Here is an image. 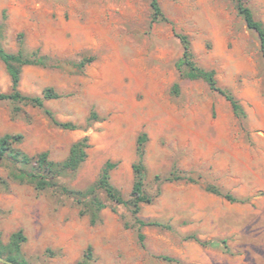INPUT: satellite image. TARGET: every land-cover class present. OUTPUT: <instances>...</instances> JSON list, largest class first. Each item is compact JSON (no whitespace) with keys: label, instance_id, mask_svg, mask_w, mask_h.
<instances>
[{"label":"rangeland","instance_id":"obj_1","mask_svg":"<svg viewBox=\"0 0 264 264\" xmlns=\"http://www.w3.org/2000/svg\"><path fill=\"white\" fill-rule=\"evenodd\" d=\"M168 23L151 25L150 0H0L6 17L3 48L9 53L38 50L63 68L25 67L20 91L40 96L52 88L57 99L44 109L0 101V137L21 134L16 148L29 156L47 152L64 160L71 145L87 136V159L75 176L57 184L78 191L93 185L107 162L116 163L111 183L128 200L137 161L136 142L147 135L145 192L152 203L139 217L166 226L146 227L144 242L129 209L101 200L96 224L81 206L58 190L38 192L0 168V240L21 230L27 264H76L91 246L93 264H264V59L259 39L247 29L232 0H158ZM264 27V0H244ZM189 38L194 62L215 72L245 112L200 80L182 79L177 62ZM90 59L78 71L71 63ZM178 85L175 94L173 86ZM0 62V92L10 91ZM192 178L164 182L172 171ZM214 186L237 201L205 190ZM201 242L225 241L227 249Z\"/></svg>","mask_w":264,"mask_h":264},{"label":"trees","instance_id":"obj_2","mask_svg":"<svg viewBox=\"0 0 264 264\" xmlns=\"http://www.w3.org/2000/svg\"><path fill=\"white\" fill-rule=\"evenodd\" d=\"M234 8L240 18L243 20L247 29L254 31L259 39V46L262 57L264 59V27L255 20L250 8L245 4L244 0H232ZM150 8L152 11L151 25L159 23H168V19L163 14L158 0H150ZM6 17L3 15L0 21V62L5 66L7 74L10 78V91L8 93L0 92V101H8L15 105V112L20 111L19 105H29L34 108L44 109L45 114L51 119L53 124L64 130H78L79 126L72 123H61L54 118L53 113L44 107L47 100L57 99L58 95L52 88L45 89L40 96L24 95L20 91V82L22 70L25 67H41V68H63L66 62L55 60L43 55L38 50H27L25 48L23 37L20 36L18 41L19 49L16 53L7 52L2 45L6 31ZM182 45V56L178 60L176 66L180 72L182 79L203 81L208 88L222 96L230 103L234 114L237 117H244L245 112L233 95L218 86L215 72L200 68L194 62L189 38L185 35H177ZM90 59H83L77 63H71V67L82 71L89 63ZM175 94L178 93V85L173 86ZM21 134H5L0 137V168L4 162H8L13 170L10 174L11 179L26 182L34 187L38 192L47 189L58 190L61 194L72 198L79 206H81V215H89L91 224H96L100 219V213L106 208V204L101 200L100 195L116 204L122 205L129 209L133 223L138 230V241L144 242L142 230L146 227H162L166 226L152 221H144L139 217L142 205L152 203L153 198L145 192V173L144 165L145 145L148 141L147 135L142 133L138 136L136 142L137 161L132 164V172L134 181L128 200L123 199L121 194L111 183V172L116 169L117 164L107 162L102 168L96 182L85 189L78 191L57 184L58 178L75 176L83 163L87 159V150L89 148V139L87 136L74 142L68 152L67 157L62 161H52L47 152H42L36 156H29L22 150L15 147L22 142ZM155 181L161 185L164 182L187 181L195 183V181L181 174L178 171H172L167 177L161 179L155 177ZM0 186H6V183L0 179ZM205 190L211 194L222 197L229 202L237 200L228 193L221 192L214 186H206ZM192 240L198 242L204 247H220L227 249L225 241L201 242L196 237ZM26 242V237L21 230L10 236L9 242L3 244L0 240V257L13 264H27L22 256V245ZM166 262L180 264L179 261L169 257H162ZM1 264V263H0ZM76 264H93L92 248L89 246L83 257Z\"/></svg>","mask_w":264,"mask_h":264},{"label":"water","instance_id":"obj_3","mask_svg":"<svg viewBox=\"0 0 264 264\" xmlns=\"http://www.w3.org/2000/svg\"><path fill=\"white\" fill-rule=\"evenodd\" d=\"M0 263H1V264H13V263H11V262L5 260V259L2 258V257H0Z\"/></svg>","mask_w":264,"mask_h":264}]
</instances>
